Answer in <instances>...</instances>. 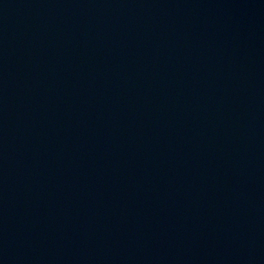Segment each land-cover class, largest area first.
Returning <instances> with one entry per match:
<instances>
[{
  "label": "water",
  "instance_id": "obj_1",
  "mask_svg": "<svg viewBox=\"0 0 264 264\" xmlns=\"http://www.w3.org/2000/svg\"><path fill=\"white\" fill-rule=\"evenodd\" d=\"M0 264H264V0H0Z\"/></svg>",
  "mask_w": 264,
  "mask_h": 264
}]
</instances>
